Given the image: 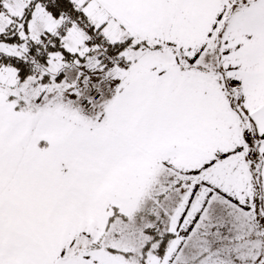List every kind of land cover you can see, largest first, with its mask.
Returning <instances> with one entry per match:
<instances>
[{"label":"snow or ice","instance_id":"6c2138e0","mask_svg":"<svg viewBox=\"0 0 264 264\" xmlns=\"http://www.w3.org/2000/svg\"><path fill=\"white\" fill-rule=\"evenodd\" d=\"M0 264H264V0H0Z\"/></svg>","mask_w":264,"mask_h":264}]
</instances>
